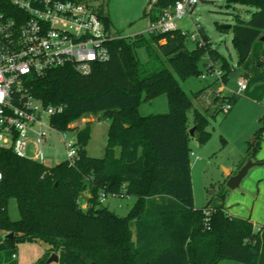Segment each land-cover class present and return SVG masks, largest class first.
<instances>
[{
    "label": "trees",
    "instance_id": "16d2710c",
    "mask_svg": "<svg viewBox=\"0 0 264 264\" xmlns=\"http://www.w3.org/2000/svg\"><path fill=\"white\" fill-rule=\"evenodd\" d=\"M176 1L147 0L142 17L153 22ZM224 1L227 7L253 9L247 20L235 15V24L228 28L240 66L264 34V0ZM98 15L109 30L107 16ZM200 36L203 44L191 50L184 47L185 36L179 30L114 36L106 45L109 60L86 76L66 65L28 78L36 100L63 106L50 122L60 131L74 132L77 156L72 165L60 161L46 166L0 149V235L13 234L3 241L8 248L28 238L41 239L61 251L62 264H264V224L254 230L249 220L230 216L222 205L193 206L187 142L193 134L200 141L207 138V120L194 110V129L189 134L186 112L192 102L178 80L201 76L197 64L205 54V73L213 68L220 72L212 85L226 83L238 73L210 47L201 29ZM154 44L157 53L151 48ZM139 48L152 59L159 54L164 62L158 67L152 61L141 64ZM206 63L211 66L206 68ZM162 95L167 112L138 113L141 103ZM237 98L227 93L220 104L227 101L232 106ZM99 114L108 120L106 143L103 156L92 158L85 150L89 124L80 129L70 125ZM261 120L264 123V117ZM99 193L131 197L134 203L120 217L101 206ZM9 199L16 203V221L7 217Z\"/></svg>",
    "mask_w": 264,
    "mask_h": 264
},
{
    "label": "rangeland",
    "instance_id": "374dc122",
    "mask_svg": "<svg viewBox=\"0 0 264 264\" xmlns=\"http://www.w3.org/2000/svg\"><path fill=\"white\" fill-rule=\"evenodd\" d=\"M88 5L95 13L107 16L111 35L133 38L137 35L147 36L146 29L149 24L147 18L142 17V11L146 9L147 0H78ZM253 9L234 5L227 7L224 0H196L192 12H187L176 21L177 29L186 32L184 47L191 50L195 42L191 40L195 27L201 28L210 47L216 51L219 57H223L235 68L239 74L229 78L226 83L220 82L212 85L213 75H206L202 62L208 57L206 54L197 64L202 76L189 77L179 81V86L191 100L192 107L186 112V122L193 129V112L197 110L207 120L204 131L208 134L204 141H200L196 134L189 137L187 146L192 156H189V172L192 189L193 206L201 209L205 205L216 207L222 205L226 212L232 216H249L255 223H264V42L258 43L259 50L252 48L247 60L237 66V57L232 46L231 30L221 31L223 25H234V17L238 15L247 20ZM163 41L160 42V44ZM157 53V45L151 46ZM261 54V55H260ZM137 58L141 64L151 62L153 67L161 65L164 58L158 54V58H150L144 48L136 51ZM260 55V56H259ZM219 64L218 61L215 62ZM238 76L244 78L246 89L236 92V79ZM222 91H218L219 87ZM234 92L238 98L231 106L227 114H222L219 109L220 99L228 92ZM199 93V95H198ZM197 96V97H195ZM216 101L213 102V98ZM167 112L165 96H159L149 102L138 106L140 115L157 114ZM101 115H87L79 118L70 126L83 128L86 124L90 127V137L86 145V153L92 158H101L104 154L106 143V130L108 123L101 119ZM99 122V123H98ZM193 132V131H192ZM74 136L73 131L67 132V137ZM57 156H52L53 150H44V164L52 166L64 159V151L61 145H56ZM248 160L254 165L247 171L238 187L231 190L225 183L231 172L238 171ZM227 176V177H226ZM55 185V184H54ZM87 197L86 195H84ZM86 201V200H84ZM131 197L105 196L101 206L107 207L115 214L123 217L133 205ZM81 208L85 204L80 203ZM7 217L11 221L19 218L16 203L9 199L6 205ZM227 213V214H228ZM255 224L254 230H257ZM4 242L0 239V256L7 260L21 258L23 264H36L35 257L40 258L38 264H62V253L54 250L48 257H41L47 249L52 248L39 240L33 242L16 244L14 248L2 246ZM15 258L11 259L10 251ZM18 253V254H17ZM54 254L58 260L47 262ZM18 255V256H17ZM42 259V260H41ZM219 264H238L232 261H222Z\"/></svg>",
    "mask_w": 264,
    "mask_h": 264
},
{
    "label": "built area",
    "instance_id": "2783aa9c",
    "mask_svg": "<svg viewBox=\"0 0 264 264\" xmlns=\"http://www.w3.org/2000/svg\"><path fill=\"white\" fill-rule=\"evenodd\" d=\"M195 4L196 0L176 1L149 22L146 34L178 30L176 21L192 12ZM200 29L195 27L191 35L196 46L203 44ZM180 34L186 37V32ZM112 38L102 18L78 0H0V149L44 164V150L52 149L56 158L59 144L62 161L72 165L77 156L75 135L68 138V131L50 122L63 106L41 104L30 94L27 81L66 65L80 76L90 74L94 66L109 60L106 45ZM210 66L206 63V68ZM206 75L218 78L220 72L213 68ZM236 87V92L246 89L243 77H237ZM230 108L227 101L219 105L222 114ZM105 196L99 193V201Z\"/></svg>",
    "mask_w": 264,
    "mask_h": 264
},
{
    "label": "crops",
    "instance_id": "0c3cea01",
    "mask_svg": "<svg viewBox=\"0 0 264 264\" xmlns=\"http://www.w3.org/2000/svg\"><path fill=\"white\" fill-rule=\"evenodd\" d=\"M163 43V42H162ZM258 43H263V42H261V41H259V40H256L253 44H252V46H251V49H250V52H251V50H252V48H256V49H258L259 50V46H257L258 45ZM250 52H249V54H250ZM249 54H248V56H249ZM261 55V54H260ZM259 55V56H260ZM248 58V57H247ZM262 59H264V55L262 56ZM247 60V59H246ZM239 74V72L237 73V75ZM218 91H222V87L220 86L219 88H218ZM228 93H229V91H227ZM103 121H106L107 123H108V120H106V119H103ZM99 123V122H98ZM107 127H108V125H107ZM106 132H107V130H106ZM227 171H228V174L230 175H234L237 171H235V172H231V171H229L228 169H226ZM227 177V176H226ZM228 213V212H227ZM230 216H232L230 213H228ZM234 217V216H233ZM238 218H243V219H247V220H249L250 222H251V224H252V226H253V228L255 227V224H258L259 226H261V225H263L262 223H255V221H253V219H251V215L249 214V216H247V217H245V216H243V217H241V216H237ZM0 239H1V235H0ZM37 240H39V241H41V242H43L41 239H37V238H28V239H26V240H24V241H21V242H19L18 243V245L17 246H21V244L20 243H24V242H33V241H37ZM2 241V240H1ZM44 243V242H43ZM46 244V243H45ZM4 243L2 244V246L4 247ZM1 248V247H0ZM52 251H53V248H49V249H47V251H46V254L44 253L43 255H42V259L43 260H45V258L46 257H48L49 255H50V253H52ZM18 254V253H17ZM10 256H11V259L12 258H15V255H14V253H13V251L11 250L10 251ZM18 256V255H17ZM46 256V257H45ZM45 257V258H44ZM41 259V260H42ZM59 258H57V260H58ZM34 260L36 261V264H38V263H40V258H38V257H35L34 258ZM222 262V261H221ZM220 263V262H219ZM218 263V264H219ZM0 264H23V260H21V258H16L15 260H9V262H7V260H5V259H3V258H1V256H0ZM29 264V263H28Z\"/></svg>",
    "mask_w": 264,
    "mask_h": 264
},
{
    "label": "water",
    "instance_id": "95a60500",
    "mask_svg": "<svg viewBox=\"0 0 264 264\" xmlns=\"http://www.w3.org/2000/svg\"><path fill=\"white\" fill-rule=\"evenodd\" d=\"M222 28H230V25H223ZM259 41L261 42H264V34L258 39ZM194 129V128H193ZM193 129H190L189 130V134L192 135V131ZM254 165V163H252L250 160H248L234 175L232 176H229L226 183H225V186L228 188V189H235L238 187L239 183L241 182V180L244 178V176L246 175L247 171ZM56 185V184H55ZM83 200H86L87 197L85 196H82ZM13 236L12 233H6V234H3L1 235V240L4 241L8 238H11ZM51 260H57V257L52 254L50 256V258L47 260V262L51 261Z\"/></svg>",
    "mask_w": 264,
    "mask_h": 264
}]
</instances>
